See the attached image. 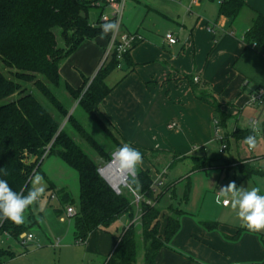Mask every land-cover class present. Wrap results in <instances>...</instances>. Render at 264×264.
Listing matches in <instances>:
<instances>
[{
	"label": "crops",
	"instance_id": "crops-1",
	"mask_svg": "<svg viewBox=\"0 0 264 264\" xmlns=\"http://www.w3.org/2000/svg\"><path fill=\"white\" fill-rule=\"evenodd\" d=\"M176 1L164 7L168 21L164 35L173 32L178 43L170 45L164 35L156 33L159 27L153 22L160 20L149 9L151 25L138 29L143 39L131 50L127 71L116 70L120 77L113 85L108 84L109 77L106 80L113 90L98 114L117 136L142 153L138 169L148 171L154 183L163 184L156 191L163 192L158 202L163 210L160 234L164 236L169 207L184 212L180 230L160 250L155 264L264 263L262 235L228 219L226 213L215 220L191 213L187 209L191 185L188 200H183L190 177L170 175L176 163L187 164L191 172L192 159L208 158L204 155L207 148L221 136L216 132L215 109L199 99L194 87L210 95L229 118L247 110L252 106L250 97L264 91V49L260 52L245 41L255 17L264 16V0H245L236 18L220 15L222 0ZM112 34L85 42L64 60L62 81L78 88L82 75L93 80L104 64ZM254 108L262 111L264 105ZM171 124L176 127L169 128ZM246 159L255 162L249 157L242 160ZM214 168L221 173L230 170L222 162ZM223 208L227 212L231 204ZM139 219V214L132 218L128 212L110 227L92 233L83 245L105 264L125 230ZM203 222L218 225L207 229Z\"/></svg>",
	"mask_w": 264,
	"mask_h": 264
},
{
	"label": "trees",
	"instance_id": "trees-1",
	"mask_svg": "<svg viewBox=\"0 0 264 264\" xmlns=\"http://www.w3.org/2000/svg\"><path fill=\"white\" fill-rule=\"evenodd\" d=\"M101 1L103 0H0V62L8 71L6 74L0 68V179H6L13 190L23 189L27 194V190L32 187L31 178L40 172L44 160L52 155L58 156L79 175L80 206L74 216L76 243L85 244L92 233L110 227L128 212H131L132 218L139 214V221L125 230L105 264H138L141 253L142 264H155L160 250L180 230V218L184 212L174 206L168 208L170 214L162 236L159 218L163 210L158 202L163 192L154 191V182L149 172L138 169V185L132 184L128 179L131 189L141 197L139 202L129 188L117 194L101 177L98 162L86 153L66 127L62 128V123L67 119L79 138L96 155L105 163L111 162V152L84 128L74 114H70L57 95V91L63 88L69 95L71 105L78 102L77 109L80 108L90 120L96 122L104 133L111 134L100 122L97 113L113 90L106 80L120 67L116 50L109 53L93 80L82 75L83 82L78 88L63 83L60 74V66L64 60L85 42L100 37V24L90 23L89 14L94 9L102 11L97 6ZM245 6V0H222L219 13L236 18ZM57 31L60 32L63 46L59 43ZM245 41L258 51H263V15L255 17ZM130 52L124 55L122 66H129ZM30 84L46 103L41 102L33 91L27 90ZM194 91L199 99L215 109L216 116H220L226 126L229 117L222 112L219 104L196 87ZM16 95L18 97L13 99ZM51 107L55 113L51 111ZM218 126L221 127L219 122ZM250 134L253 133L249 130H236L233 136L238 141ZM225 142L229 148L228 137ZM31 159L34 161L31 162ZM192 161L191 172L207 171L215 167L214 160L209 158H193ZM242 173L249 178L256 172L243 170ZM49 190L53 195L61 193V200L71 206V195L66 190L56 192L52 183ZM189 192L188 178L184 201L188 200ZM203 225L207 229H215L218 224L203 222ZM27 229L26 224L17 226L5 220L0 224V237L8 234L18 241ZM5 255L13 254L0 248V257Z\"/></svg>",
	"mask_w": 264,
	"mask_h": 264
},
{
	"label": "rangeland",
	"instance_id": "rangeland-1",
	"mask_svg": "<svg viewBox=\"0 0 264 264\" xmlns=\"http://www.w3.org/2000/svg\"><path fill=\"white\" fill-rule=\"evenodd\" d=\"M174 2L177 1L127 0L122 18V31L126 30L134 34L137 33L139 28H148L151 25L150 18L148 17V10L150 9V15L155 14L160 20V23L153 22L159 27L156 33L163 36L166 31L165 28L168 26V21L164 17V7L173 5L172 3ZM101 13L102 11L97 9L92 10L89 14V22H96ZM110 14L111 12H105V16H109ZM56 35L60 45L63 46V41L59 37L60 32L57 31ZM107 56L108 49L104 60H106ZM0 68L8 74V71L3 68L1 62ZM115 71L109 76L108 84L113 85V83L118 82L120 71ZM62 82L65 83L64 81ZM27 90L33 91L41 102H45L44 98L35 91L32 84L27 86ZM57 95L67 106L70 114H74L84 128L96 136L100 144L111 152L112 162L116 150L125 144V142L116 135L100 113H97L100 122L112 135L104 133L96 122L90 120L80 108L77 109L78 102L71 105L69 95L63 88L57 91ZM17 97L16 95L13 99ZM50 109L55 113L52 107ZM252 119H258L259 122L258 127L255 128V132H253V127L250 125ZM217 122L221 125V137L227 136L229 138V148L223 154H220V141L215 142L207 148L204 155L214 160L215 165L217 162H222L230 170H225L221 173L217 168H211L207 171L190 172V167L187 164L176 163L171 168L170 175L180 173L179 176L181 177H190L191 193L189 192L190 198L187 209L191 213L203 215L212 220L226 213L225 217L240 224L242 221L232 208H229V211L225 212L222 203L218 205L215 202V194L220 187L226 186L231 181H235L237 187H244L248 190L253 187H259L261 188L260 194L264 195V175L262 174L264 172V110L256 111L253 106H250L239 116L228 118L226 126L223 124L220 116H217ZM64 127L76 138L86 153L98 162L100 168H104L110 163H105L84 140L79 138L76 130L68 123L67 119L62 123V128ZM236 130H251L257 138L256 148L250 150L244 143V139L237 141L233 136ZM245 157L254 158L255 162L247 159L242 160ZM243 170H255L256 173L246 178L242 173ZM38 174L43 177V181L38 186L44 187L45 191L42 193L40 200L30 206L25 214V224L28 228L27 233L34 235L35 239L28 246H23L11 237H0V248L9 250L13 254L12 256H1L0 264H101L102 259L100 257L87 252L86 246L83 244L76 243L74 217L66 215L68 205L61 200L62 194L57 193L54 198H50L52 194L49 186L52 183L56 187V192L64 189L71 195L70 205L78 212L80 206V184L77 171L68 166L58 156L52 155L44 160ZM124 189L126 188L122 187V190ZM168 214H170L169 210ZM61 218L65 220L61 221ZM257 233L263 236L262 241L264 243V230ZM103 261L105 262V260ZM142 261L143 253H141L138 259V264H142Z\"/></svg>",
	"mask_w": 264,
	"mask_h": 264
},
{
	"label": "clouds",
	"instance_id": "clouds-1",
	"mask_svg": "<svg viewBox=\"0 0 264 264\" xmlns=\"http://www.w3.org/2000/svg\"><path fill=\"white\" fill-rule=\"evenodd\" d=\"M116 21H107L100 25V38L104 39L110 33L118 30ZM255 132V128H253ZM244 143L250 150L257 146V138L250 134L244 138ZM116 155L120 160L121 166L130 173V182L139 184L138 166L143 162L142 153L125 143L116 150ZM5 175L7 173L5 172ZM43 181L39 174L31 178L32 187L27 190L15 191L6 179H0V224L9 220L17 226L26 223L25 211L36 203L45 191L44 187L38 186ZM261 188L253 187L250 190L244 187H237L235 181L222 186L215 194V202L219 205L231 204V208L236 212L238 218L242 221V227L250 231L264 230V195H261Z\"/></svg>",
	"mask_w": 264,
	"mask_h": 264
},
{
	"label": "built area",
	"instance_id": "built-area-1",
	"mask_svg": "<svg viewBox=\"0 0 264 264\" xmlns=\"http://www.w3.org/2000/svg\"><path fill=\"white\" fill-rule=\"evenodd\" d=\"M172 1H176V0H172ZM126 2L127 0H103L99 3H97V6L99 9L102 10L101 16L96 20V22H93L92 24L97 25L98 23L101 25L103 23L107 21H116L119 25L118 30L112 34L111 36V42H110V47L108 50V55L112 50H116L117 53V60L120 62V67L122 68V64L124 62V55L127 52H130L134 45L136 43H139L142 41L143 37L142 35H140L138 32L137 33H131L129 31L123 30L122 31V18H123V13H124V9L126 6ZM105 12H111V14L109 16H105ZM165 40L170 44V45H176L178 43V37L176 36V34H174L173 32H167L165 35ZM195 81H198V79H195ZM250 105H252L253 107H261L264 105V91H258L256 93H254L251 97H250V101H249ZM250 125L253 128H257L259 125L258 119H252L250 121ZM176 125L175 124H171L169 126V128H175ZM216 132L219 134L220 133V127L218 126V123L216 122ZM220 141V149H219V153L223 154L224 151H226L227 148V144L225 142V140L220 136L219 138ZM109 168V165H107L104 168H100L99 172L101 173V175L108 180V182L111 184L112 188L114 189V191L117 194H121L122 192V187L125 188H129L135 195H136V200L137 202H139L141 200V197L138 196L129 186L128 184V180L127 181H122L121 184H119L118 186H114L109 179L105 176V171ZM163 184L159 183V182H155L154 186H155V192L157 191V189L159 187H161ZM56 195H51L50 198H54ZM40 200V198H39ZM38 200V201H39ZM37 201V202H38ZM230 204V203H229ZM224 205L222 203L223 206H228ZM77 214V211L75 210L74 207L72 206H68L67 210H66V215L68 217L71 216H75ZM64 218H61V221H64ZM5 236L10 237L8 234H6ZM35 239L34 235L32 234H28L27 232L23 233L20 235L18 242L23 245V246H28L31 242H33V240Z\"/></svg>",
	"mask_w": 264,
	"mask_h": 264
},
{
	"label": "bare ground",
	"instance_id": "bare-ground-1",
	"mask_svg": "<svg viewBox=\"0 0 264 264\" xmlns=\"http://www.w3.org/2000/svg\"><path fill=\"white\" fill-rule=\"evenodd\" d=\"M129 173L127 169H124L121 166L120 160L118 157H115V161L113 165H111L106 171L105 176L109 179V181L114 185L118 186L122 183L124 176Z\"/></svg>",
	"mask_w": 264,
	"mask_h": 264
},
{
	"label": "water",
	"instance_id": "water-1",
	"mask_svg": "<svg viewBox=\"0 0 264 264\" xmlns=\"http://www.w3.org/2000/svg\"><path fill=\"white\" fill-rule=\"evenodd\" d=\"M122 70L123 71H127V65L126 64H124L123 65V67H122ZM117 155H116V153L114 154V159H113V161L112 162H110L108 165H109V167L111 166V165H113V163H114V161H115V157H116ZM100 173V172H99ZM100 175H101V173H100ZM130 176H131V173L129 172V173H127L125 176H124V181H127L129 178H130ZM101 177L111 186V184L108 182V180L107 179H105L102 175H101ZM112 187V186H111ZM113 189V188H112ZM114 190V189H113Z\"/></svg>",
	"mask_w": 264,
	"mask_h": 264
}]
</instances>
